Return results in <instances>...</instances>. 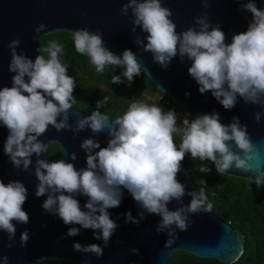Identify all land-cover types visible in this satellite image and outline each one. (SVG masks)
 <instances>
[{"label": "clouds", "instance_id": "9594fccd", "mask_svg": "<svg viewBox=\"0 0 264 264\" xmlns=\"http://www.w3.org/2000/svg\"><path fill=\"white\" fill-rule=\"evenodd\" d=\"M200 2L204 8L210 7V0ZM239 3L241 11L250 12L252 19L246 31L232 35L230 43L221 25H213L207 12L194 17L198 27L180 32L172 19V9L162 0H126L120 12L127 16L131 10L133 42L142 52H150L154 63L166 70L174 58L179 57L181 62L187 59L191 62L189 75L198 83L201 94L210 91L229 110L236 106L238 97L246 104L259 105L261 110L254 113L259 123L264 116V9L258 8L255 0H239ZM47 27L40 23L33 38H40L39 34L45 33ZM138 28L147 35L138 34ZM71 35L75 51L88 57L97 73H104L107 67L123 69L112 77V84L119 85L126 80L131 87L134 78L145 69L131 49L118 55L104 46L100 31L80 28ZM20 45L19 37L8 44L9 71L15 75L11 87L0 88V126L8 130L3 151L15 169L30 174L34 170L38 180L35 195L47 196L42 204L45 212L58 215L66 225L92 229L95 239L103 241V247L75 242V251L91 253L97 258L104 255V247L119 227L109 209L121 205L124 190L142 209L138 217L127 212L125 222L138 225L146 215H159L161 220L155 231L167 233L166 247L178 238L177 229L187 231L194 223L192 215L212 212L213 205L203 188L189 191L178 180L186 154L193 160L211 162L218 174L230 173L233 168L252 172L249 179L257 188L264 186V170L253 168L248 159L256 151V145L247 124H241L238 116L230 124H224L219 112L191 119L187 114L178 123L174 109L164 111L160 105L136 101L122 115L110 119L99 110L108 102L109 98L104 96L96 102V110L91 115L79 116L73 124L69 110L76 102L73 94L76 80L60 59L63 45L49 41L43 49L48 58L40 54L34 61L18 52ZM50 127L56 131L71 130L74 134L91 130L94 135L84 138L80 144L86 153L85 167L75 166L76 152L70 154L72 162L65 159L50 162L44 158L49 142L40 138ZM101 133L107 136L105 147L97 139ZM177 135L180 136L178 144ZM66 155H69L67 150ZM198 171L208 173L211 168L202 163ZM80 195L87 198L83 207L76 198ZM185 195L191 197L190 203H183ZM27 196L28 189L21 180L5 184L0 179V232L7 233L10 249L14 247L16 223L30 222L29 214L22 207ZM173 201L180 206L170 210L168 205ZM80 230V227H70L61 239L77 236ZM29 239L26 230L20 236L21 246L26 247ZM130 252L139 255L137 248H131ZM0 264H9V257H0ZM83 264H91V260Z\"/></svg>", "mask_w": 264, "mask_h": 264}, {"label": "water", "instance_id": "95a60500", "mask_svg": "<svg viewBox=\"0 0 264 264\" xmlns=\"http://www.w3.org/2000/svg\"><path fill=\"white\" fill-rule=\"evenodd\" d=\"M126 0H0V88L12 86V77L15 73L9 71L11 50L8 44L19 37L21 45L18 52L26 54L33 61L40 55V39L43 35L54 31H72L88 28L90 31H100L103 34L104 46L121 55L125 49L137 53L140 62L145 67L144 72L154 83L159 91L167 95L184 109V113L195 118L202 114L220 113L221 122L230 124L234 116H238L241 124H247L248 132L256 151L248 157L253 168L264 170V116L257 123L254 113L261 110L259 105L246 104L238 97V102L233 109H225L211 94L199 92L198 83L189 75L191 65L187 59L181 62L179 57L174 58L165 70L158 63L153 62L150 52H142L133 42L134 34L131 32V10L128 15H122L120 8ZM257 7L264 9V0H255ZM165 6L173 11L172 19L177 24V31L189 27H198L194 17L207 12L212 24L219 23L226 34L227 42H231L234 33L246 31L252 19L250 12L241 11L239 0H210V7L204 8L200 0H162ZM40 23L47 24L45 33L37 36L35 29ZM137 33L146 36L141 29ZM146 42V41H145ZM27 79V78H26ZM190 93V95H186ZM70 123H75L79 116L91 115L90 112L72 107L69 110ZM111 123V121L109 122ZM8 135L6 127L0 126V179L7 184L10 180H21L28 189V196L23 209L29 214L30 222L27 224L16 223V236L14 247H7V233L0 232V257L7 255L9 264H33L43 259H64L83 264L91 260V264H167L169 257L176 251H187L202 258H215L225 264H232L244 252L245 234L242 229L234 228L230 223L221 219L214 211L204 214H194V221L187 231L177 229L178 238L170 246L165 243L169 238L167 233H157V224L161 220L159 215L149 214L137 225L125 222L126 213L131 211L138 217L140 209L132 195L124 190L121 205L109 209L112 219L116 220L119 227L112 236L108 246L104 247V255L97 258L95 255L80 253L73 249V244L82 245L100 244L103 241L95 239L92 229H83L80 225H66L58 215L44 211L42 204L47 196L36 197L37 178L34 170L30 174L22 169L14 168L8 155L3 151L4 141ZM94 135L90 129L74 134L71 130L56 131L50 127L42 139L45 143L57 142L64 150V159L70 160V154L76 152L78 159L74 161L77 168L86 166V153L80 144L84 138ZM97 139L101 146L107 145L106 133H101ZM66 150L69 155H66ZM44 158L50 162L55 161L47 153ZM33 155V162H35ZM231 176L248 178L253 173H244L232 169ZM254 179V177H253ZM178 180L186 184L189 191L196 190L191 179L188 167L182 164ZM81 207L87 198L80 195L76 197ZM191 197L185 195L183 203H190ZM180 206L173 201L168 205L170 210ZM86 210V209H85ZM15 223V222H14ZM70 227H80V234L74 237H64ZM28 231L30 239L26 247L21 246L20 236ZM131 248L139 249V255L130 252Z\"/></svg>", "mask_w": 264, "mask_h": 264}, {"label": "trees", "instance_id": "16d2710c", "mask_svg": "<svg viewBox=\"0 0 264 264\" xmlns=\"http://www.w3.org/2000/svg\"><path fill=\"white\" fill-rule=\"evenodd\" d=\"M72 33L54 31L43 35L40 39L39 53L46 59L43 51L49 41H56L63 45L60 54L61 61L68 66V74L76 80L74 96L76 102L73 107L92 113L96 110V102L107 96V104L99 110L107 114L110 119L122 115L129 105L136 101L159 105L156 92L157 86L150 81L144 70L134 78L131 87L125 80L122 84H112V77L119 75L123 69L107 67L104 73H97L95 67L86 56L75 51ZM145 79L144 82L141 79ZM178 144L180 139L175 137ZM48 155L54 160L64 159V150L57 142H49ZM208 164L211 171H198L201 164ZM183 165L189 168L191 179L199 191L203 188L212 203L214 211L221 219L239 228L245 234L244 252L232 264H264V186H257L248 178L218 174L211 162L193 160L186 154ZM206 183H205V182ZM33 264H81L64 259H43ZM167 264H225L215 258H202L187 251L174 252Z\"/></svg>", "mask_w": 264, "mask_h": 264}, {"label": "built area", "instance_id": "2783aa9c", "mask_svg": "<svg viewBox=\"0 0 264 264\" xmlns=\"http://www.w3.org/2000/svg\"><path fill=\"white\" fill-rule=\"evenodd\" d=\"M157 101L160 106L164 109V111L172 110L174 109L178 116V123H182V120L187 115L184 113V109L180 107L176 102H174L172 99H170L167 95L162 93L161 91L158 93ZM194 118L193 115H190L189 119ZM178 139H180V136H175Z\"/></svg>", "mask_w": 264, "mask_h": 264}, {"label": "rangeland", "instance_id": "374dc122", "mask_svg": "<svg viewBox=\"0 0 264 264\" xmlns=\"http://www.w3.org/2000/svg\"><path fill=\"white\" fill-rule=\"evenodd\" d=\"M141 81L144 82L145 79L143 78V79H141ZM158 93H159V92L157 91L156 94H155V97H156V98H157V96H158ZM157 106H159V105H157Z\"/></svg>", "mask_w": 264, "mask_h": 264}]
</instances>
